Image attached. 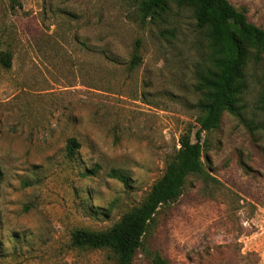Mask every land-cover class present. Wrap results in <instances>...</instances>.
Wrapping results in <instances>:
<instances>
[{
  "label": "rangeland",
  "instance_id": "374dc122",
  "mask_svg": "<svg viewBox=\"0 0 264 264\" xmlns=\"http://www.w3.org/2000/svg\"><path fill=\"white\" fill-rule=\"evenodd\" d=\"M229 1L264 28V0ZM0 44V264H119L73 232L113 226L195 140L204 33L175 3L143 20L140 0H0ZM244 72L238 111L202 135L210 176H187L135 264H264V52Z\"/></svg>",
  "mask_w": 264,
  "mask_h": 264
},
{
  "label": "trees",
  "instance_id": "16d2710c",
  "mask_svg": "<svg viewBox=\"0 0 264 264\" xmlns=\"http://www.w3.org/2000/svg\"><path fill=\"white\" fill-rule=\"evenodd\" d=\"M174 3L192 11L209 47L208 64L197 75L196 88L202 98L198 102L199 128L195 140L191 131L180 136L176 154L144 201L126 211L113 226L106 230L80 228L72 236L75 246L110 249L119 264H135L143 236L152 226L156 213L162 206L179 199L188 175L201 174L205 179L210 176L203 165L202 135L217 127L223 111H238L246 88L244 68L251 58L259 60L264 52V28L251 22L246 11L237 9L229 0H140L142 19L161 17ZM21 6L22 0H9L11 10ZM140 61V56L135 54L131 64L136 66ZM11 66L12 53L0 44V68L10 69ZM79 146L76 138H70L68 156H73ZM111 175L129 186L130 179L126 175L116 170ZM158 264L170 263L161 260Z\"/></svg>",
  "mask_w": 264,
  "mask_h": 264
}]
</instances>
